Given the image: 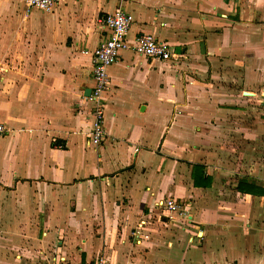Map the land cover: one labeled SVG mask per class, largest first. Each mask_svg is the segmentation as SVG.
I'll return each mask as SVG.
<instances>
[{"label": "crops", "instance_id": "obj_1", "mask_svg": "<svg viewBox=\"0 0 264 264\" xmlns=\"http://www.w3.org/2000/svg\"><path fill=\"white\" fill-rule=\"evenodd\" d=\"M119 7L135 18L132 45L152 34L181 58L122 52L95 148L84 52ZM26 14L0 0V264H264V0H69ZM167 198L191 222L159 216Z\"/></svg>", "mask_w": 264, "mask_h": 264}, {"label": "built area", "instance_id": "obj_2", "mask_svg": "<svg viewBox=\"0 0 264 264\" xmlns=\"http://www.w3.org/2000/svg\"><path fill=\"white\" fill-rule=\"evenodd\" d=\"M69 0H24L27 14L33 9L43 12H52L56 6L65 4ZM79 1V0H74ZM135 22L132 14L124 11L121 7L113 13L106 14L100 20L101 27L108 32V37L93 51L86 50L84 53L91 56L93 89L91 100L94 103L93 124L87 134L89 144L99 147L106 137L105 130V94L109 88L108 70L116 64L122 52L133 50L137 56L163 63H176L181 56L174 47L165 41L159 40L152 34L143 33L137 37L132 45L128 40V33ZM8 67L0 62V84L4 82V75L8 73ZM9 134L4 124H0V138ZM159 209V216L168 221L191 222L188 206L174 198L159 200L155 206ZM148 221H140L132 230L130 237L136 244L141 245L149 237L143 234ZM95 264H108L102 257ZM130 264V263H127Z\"/></svg>", "mask_w": 264, "mask_h": 264}, {"label": "water", "instance_id": "obj_3", "mask_svg": "<svg viewBox=\"0 0 264 264\" xmlns=\"http://www.w3.org/2000/svg\"><path fill=\"white\" fill-rule=\"evenodd\" d=\"M90 93H91V91L88 92V94H90Z\"/></svg>", "mask_w": 264, "mask_h": 264}, {"label": "rangeland", "instance_id": "obj_4", "mask_svg": "<svg viewBox=\"0 0 264 264\" xmlns=\"http://www.w3.org/2000/svg\"><path fill=\"white\" fill-rule=\"evenodd\" d=\"M258 113H260V112H258ZM258 113L256 112L257 115H258Z\"/></svg>", "mask_w": 264, "mask_h": 264}, {"label": "trees", "instance_id": "obj_5", "mask_svg": "<svg viewBox=\"0 0 264 264\" xmlns=\"http://www.w3.org/2000/svg\"><path fill=\"white\" fill-rule=\"evenodd\" d=\"M196 168H199V167L196 166Z\"/></svg>", "mask_w": 264, "mask_h": 264}]
</instances>
